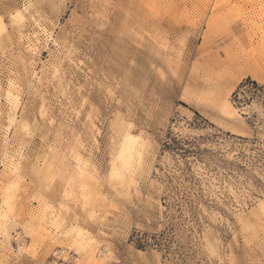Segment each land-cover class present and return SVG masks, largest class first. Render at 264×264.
<instances>
[{
	"label": "rangeland",
	"instance_id": "rangeland-1",
	"mask_svg": "<svg viewBox=\"0 0 264 264\" xmlns=\"http://www.w3.org/2000/svg\"><path fill=\"white\" fill-rule=\"evenodd\" d=\"M60 249L264 264V0H0V264Z\"/></svg>",
	"mask_w": 264,
	"mask_h": 264
},
{
	"label": "built area",
	"instance_id": "built-area-1",
	"mask_svg": "<svg viewBox=\"0 0 264 264\" xmlns=\"http://www.w3.org/2000/svg\"><path fill=\"white\" fill-rule=\"evenodd\" d=\"M64 253H66V251L64 252L61 249L54 252V254L52 255V259L49 262V264H66V263H68V261H64L62 259Z\"/></svg>",
	"mask_w": 264,
	"mask_h": 264
},
{
	"label": "trees",
	"instance_id": "trees-1",
	"mask_svg": "<svg viewBox=\"0 0 264 264\" xmlns=\"http://www.w3.org/2000/svg\"><path fill=\"white\" fill-rule=\"evenodd\" d=\"M253 84H255V83H253Z\"/></svg>",
	"mask_w": 264,
	"mask_h": 264
}]
</instances>
